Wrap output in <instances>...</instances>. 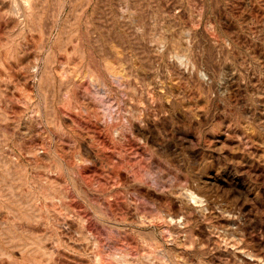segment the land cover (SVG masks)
Returning <instances> with one entry per match:
<instances>
[{
	"label": "rangeland",
	"instance_id": "rangeland-1",
	"mask_svg": "<svg viewBox=\"0 0 264 264\" xmlns=\"http://www.w3.org/2000/svg\"><path fill=\"white\" fill-rule=\"evenodd\" d=\"M0 264H264V0H0Z\"/></svg>",
	"mask_w": 264,
	"mask_h": 264
},
{
	"label": "bare ground",
	"instance_id": "bare-ground-1",
	"mask_svg": "<svg viewBox=\"0 0 264 264\" xmlns=\"http://www.w3.org/2000/svg\"><path fill=\"white\" fill-rule=\"evenodd\" d=\"M192 193H193V191H192ZM171 221V220H170Z\"/></svg>",
	"mask_w": 264,
	"mask_h": 264
}]
</instances>
